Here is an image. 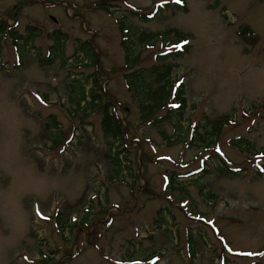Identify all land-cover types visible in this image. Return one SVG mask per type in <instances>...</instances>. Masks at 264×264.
I'll list each match as a JSON object with an SVG mask.
<instances>
[{"label": "rangeland", "instance_id": "374dc122", "mask_svg": "<svg viewBox=\"0 0 264 264\" xmlns=\"http://www.w3.org/2000/svg\"><path fill=\"white\" fill-rule=\"evenodd\" d=\"M160 1L0 0V264H264V0L134 15ZM120 21L137 48L141 32L191 35L172 60L180 129L139 120ZM105 104L123 141L101 130Z\"/></svg>", "mask_w": 264, "mask_h": 264}, {"label": "trees", "instance_id": "16d2710c", "mask_svg": "<svg viewBox=\"0 0 264 264\" xmlns=\"http://www.w3.org/2000/svg\"><path fill=\"white\" fill-rule=\"evenodd\" d=\"M105 3L99 4L107 10ZM172 9V11L183 10L186 11L184 2L179 4H172L170 6L167 2L159 3L155 5L153 10L146 14H135L141 21H148V19L155 16L156 13L162 9ZM225 18L226 16L222 14ZM2 28L8 31L4 23L0 24V30ZM120 38L121 46L124 52V67L127 72L123 75V78L127 84V88L133 91L134 96L138 100V108L140 110L139 120L141 122H150L153 125H157L162 121H171L173 118L178 119L176 126H181V119L183 118V112L185 110V97H184V85L181 81L175 78L172 74L176 64L172 62L174 59H180L183 54L188 50L189 39L191 35L183 33L177 29L169 28L160 33L141 32L138 38L139 48L154 46L156 41L160 39L162 46L166 48L164 51L155 55V63L148 68H138L131 70L135 64L141 61V51L137 48L136 44L131 40L130 32L131 27L120 21ZM4 32V31H3ZM237 36L247 44L254 45L256 37L247 25L240 26L236 32ZM14 36V34H12ZM65 37V35H62ZM64 39V38H62ZM58 40V39H57ZM136 45V46H135ZM142 46V47H140ZM173 47H176L173 49ZM146 80H151L147 82ZM147 82V83H146ZM95 86L97 85L94 81ZM89 95V92L85 91L84 86H81L80 100L84 101ZM89 103L94 106L99 105L98 94H91ZM163 111V115L158 117L157 115ZM101 130L105 136L112 138V140H124L122 123L116 118V115L110 110L108 104H105L102 110V116L100 120ZM215 132L210 131L213 135L218 134V130ZM201 141L205 140V137L200 138ZM120 151L113 156V162L118 168L121 166V160L118 157ZM118 170L116 171V173Z\"/></svg>", "mask_w": 264, "mask_h": 264}]
</instances>
